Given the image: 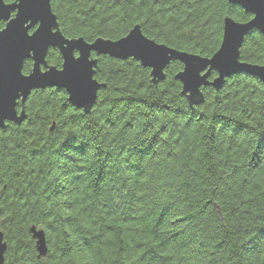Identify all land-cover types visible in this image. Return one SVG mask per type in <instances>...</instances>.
Instances as JSON below:
<instances>
[{
	"label": "trees",
	"instance_id": "trees-1",
	"mask_svg": "<svg viewBox=\"0 0 264 264\" xmlns=\"http://www.w3.org/2000/svg\"><path fill=\"white\" fill-rule=\"evenodd\" d=\"M50 5L67 39L116 41L138 25L158 44L206 58L224 18L251 19L227 0ZM93 57L104 87L88 114L47 89L29 96L20 126L0 131L3 264H264V85L239 75L219 92L203 88L204 103L190 107L179 62L153 84L132 59ZM46 61L61 67L57 50ZM240 61L263 65L258 33ZM31 228L44 233V257Z\"/></svg>",
	"mask_w": 264,
	"mask_h": 264
},
{
	"label": "water",
	"instance_id": "water-1",
	"mask_svg": "<svg viewBox=\"0 0 264 264\" xmlns=\"http://www.w3.org/2000/svg\"><path fill=\"white\" fill-rule=\"evenodd\" d=\"M50 1L14 0L6 4L0 0V23L3 24L0 28V131L7 124L20 126L26 119L24 105L29 96L47 89L63 90L74 109L88 114L96 103L98 91L104 87L94 79L97 60L93 55L119 61L132 59L150 70L153 84L164 80V71L171 62H179L182 70L175 79L181 84V94L190 107L204 103L203 88L219 92L228 79L239 75L264 85V63L252 65L240 61L246 37L256 32L264 39V0H227L251 19L238 23L224 18L219 48L209 58L158 44L145 37L138 25L116 41L98 38L88 43L83 38L67 39L59 30ZM51 49L57 50L61 58L60 68L46 61ZM26 61L31 62V68L23 74ZM30 233L38 257H44L47 247L43 231L31 228ZM5 250L0 233V264Z\"/></svg>",
	"mask_w": 264,
	"mask_h": 264
}]
</instances>
